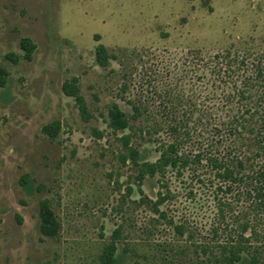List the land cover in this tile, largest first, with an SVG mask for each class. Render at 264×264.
I'll use <instances>...</instances> for the list:
<instances>
[{"label": "rangeland", "instance_id": "1", "mask_svg": "<svg viewBox=\"0 0 264 264\" xmlns=\"http://www.w3.org/2000/svg\"><path fill=\"white\" fill-rule=\"evenodd\" d=\"M22 38L36 47L30 61ZM99 44L105 68L95 61ZM0 67V264H101L117 229L115 264H217L201 248L218 252L248 218L264 264V221L249 217L244 185L227 192L204 162L262 161L256 128L241 125L264 111V0H0ZM74 78L87 122L62 92ZM113 103L129 129L107 126ZM53 122L52 140L42 128ZM180 133L184 151L203 162L182 176L165 172L171 196L161 218L152 207L158 177L139 182L140 166L121 158L132 148L140 163L154 162ZM42 201L60 224L55 238L39 231Z\"/></svg>", "mask_w": 264, "mask_h": 264}, {"label": "trees", "instance_id": "2", "mask_svg": "<svg viewBox=\"0 0 264 264\" xmlns=\"http://www.w3.org/2000/svg\"><path fill=\"white\" fill-rule=\"evenodd\" d=\"M20 50L23 52V58L30 61L32 54L36 49L35 45L28 39L22 38L19 45ZM228 52V49L225 50ZM228 53L218 54L216 60L221 61V57H226ZM16 58V57H15ZM110 57L106 48L99 44L95 48V61L100 67H107L109 65ZM258 64V63H257ZM257 75L261 77L262 71L258 69ZM7 78L6 71L0 67V88L4 87ZM264 85V82H263ZM62 92L68 97L75 100V103L79 109V112L84 121H89L90 116L86 109L84 99L79 93L77 86V79L74 78L71 81L64 82L62 85ZM262 100L264 101V87L261 91ZM133 118L139 114V108L133 106ZM107 126L113 131H125L129 129V120L126 114L122 111L118 104L113 103L108 110ZM243 131H254L256 128V136H258V148L256 153L262 158L261 163L257 167H249L247 162L242 160L233 161L230 157H224L219 154L212 155L206 158L207 167L213 173V177L220 185L226 186L227 192H230L232 185L241 183L244 185V193L247 201H249V217L260 218L264 221V111L261 112L260 121L257 124H245L241 125ZM238 129V128H237ZM241 129V130H242ZM60 130V123L53 122L45 125L42 128V133L47 135L50 139H55ZM173 131L179 133L180 128H172ZM184 133L178 134V137L174 141H171L167 145L159 149V156L154 162H141L139 153L134 149H128V142L130 136L123 137L124 147L128 149L127 156H122L121 161L125 163L127 160H131L135 166H140L137 173V180L143 181L145 178L158 177L157 182L161 186L160 190L156 194V199L152 203L153 211L156 212L159 217L166 218V213L160 210V207L170 198V192L167 186L164 185L162 178L165 176L167 170L175 171L177 176H182L184 170H188L191 165L203 162L202 156L199 153L190 155L184 151V142L186 140ZM100 136V135H99ZM247 165V166H246ZM248 167V168H246ZM242 171L244 173L242 174ZM165 188V191H162ZM220 190V188H219ZM217 215L221 216L224 213L223 205L217 204ZM248 210V208H247ZM246 210V211H247ZM39 231L42 236L55 238L60 229V224L57 221L53 211L51 210L47 201H42L39 206ZM171 224H173L171 222ZM173 229L175 234L182 235L184 227L182 225H174ZM249 232V235H248ZM252 228L249 218L242 224L240 233L235 237H230L221 244H217L215 249L209 247L201 248L202 255L209 254L208 257H212L217 264H238L246 262L247 264H261L259 254L257 250L252 246ZM245 234V236H244ZM119 237V230H115L112 234V242L105 246L101 254V264H115L116 257V245L115 240ZM207 257V258H208ZM246 260V261H245ZM133 264V263H131ZM199 264H204L203 260L199 261Z\"/></svg>", "mask_w": 264, "mask_h": 264}]
</instances>
